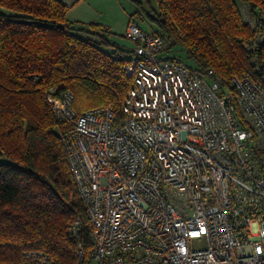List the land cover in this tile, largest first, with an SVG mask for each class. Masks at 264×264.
<instances>
[{
    "label": "built area",
    "instance_id": "1",
    "mask_svg": "<svg viewBox=\"0 0 264 264\" xmlns=\"http://www.w3.org/2000/svg\"><path fill=\"white\" fill-rule=\"evenodd\" d=\"M240 10L256 31L264 13ZM125 34L135 84L122 120L111 106L77 113L71 91L48 96L90 224L88 264H264V69L229 87L166 56L138 22ZM261 46L258 33L250 49Z\"/></svg>",
    "mask_w": 264,
    "mask_h": 264
},
{
    "label": "trees",
    "instance_id": "2",
    "mask_svg": "<svg viewBox=\"0 0 264 264\" xmlns=\"http://www.w3.org/2000/svg\"><path fill=\"white\" fill-rule=\"evenodd\" d=\"M79 1L0 0V264H44L43 256L50 264H79L80 250L90 261V224L49 91H71L79 114L111 106L120 121L135 84L126 73L134 50L112 42L106 25L70 21ZM133 2L168 49L183 47L196 68L212 70L223 85L261 77L264 46L250 47L264 36V21L252 30L240 6L256 15L264 0H157L158 11L152 0ZM77 217L79 238L70 232Z\"/></svg>",
    "mask_w": 264,
    "mask_h": 264
},
{
    "label": "rangeland",
    "instance_id": "3",
    "mask_svg": "<svg viewBox=\"0 0 264 264\" xmlns=\"http://www.w3.org/2000/svg\"><path fill=\"white\" fill-rule=\"evenodd\" d=\"M153 8L158 11L157 0H152ZM145 8H148L144 4ZM138 6L133 0H80L68 13V19L76 25L90 26L92 23H99L110 27L113 31L112 42L120 47L133 51L135 44L126 37V30L130 19L138 22L147 33H153L156 30L155 25L146 17L136 15ZM163 53L168 57H173L186 65L196 68L197 65L189 59L186 50L177 46L172 49L167 48Z\"/></svg>",
    "mask_w": 264,
    "mask_h": 264
},
{
    "label": "crops",
    "instance_id": "4",
    "mask_svg": "<svg viewBox=\"0 0 264 264\" xmlns=\"http://www.w3.org/2000/svg\"><path fill=\"white\" fill-rule=\"evenodd\" d=\"M110 28V27H109ZM111 29V28H110ZM111 31H112V29H111ZM113 32V31H112Z\"/></svg>",
    "mask_w": 264,
    "mask_h": 264
}]
</instances>
